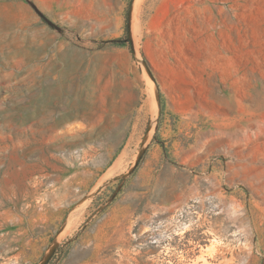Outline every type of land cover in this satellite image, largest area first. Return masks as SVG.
Segmentation results:
<instances>
[{
	"label": "rangeland",
	"instance_id": "obj_1",
	"mask_svg": "<svg viewBox=\"0 0 264 264\" xmlns=\"http://www.w3.org/2000/svg\"><path fill=\"white\" fill-rule=\"evenodd\" d=\"M133 1L0 0V264H264V0Z\"/></svg>",
	"mask_w": 264,
	"mask_h": 264
},
{
	"label": "bare ground",
	"instance_id": "obj_2",
	"mask_svg": "<svg viewBox=\"0 0 264 264\" xmlns=\"http://www.w3.org/2000/svg\"><path fill=\"white\" fill-rule=\"evenodd\" d=\"M142 0H134L133 1V9L137 10L136 8L138 7V5L140 4ZM146 87V86H145ZM147 105L149 106L150 110L153 112L155 105H156V89H155V85L152 81V79L149 78L148 83H147ZM154 122H152V126H153ZM152 131V130H151ZM151 131H149V134L151 133ZM127 152L126 150L122 151V153H120V155L117 157V161L113 164V166L110 168V170L108 171V173L114 172L115 169L118 168V166L121 167V162L122 160L125 158Z\"/></svg>",
	"mask_w": 264,
	"mask_h": 264
},
{
	"label": "trees",
	"instance_id": "obj_3",
	"mask_svg": "<svg viewBox=\"0 0 264 264\" xmlns=\"http://www.w3.org/2000/svg\"><path fill=\"white\" fill-rule=\"evenodd\" d=\"M125 36L124 38L121 39H115L114 42H118L119 44H128L129 45V40H128V18L125 16Z\"/></svg>",
	"mask_w": 264,
	"mask_h": 264
}]
</instances>
